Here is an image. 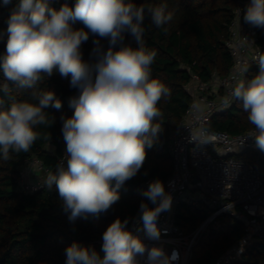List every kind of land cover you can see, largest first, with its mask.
<instances>
[{"label":"clouds","instance_id":"1","mask_svg":"<svg viewBox=\"0 0 264 264\" xmlns=\"http://www.w3.org/2000/svg\"><path fill=\"white\" fill-rule=\"evenodd\" d=\"M146 12L151 24L167 33L175 13L166 2L150 6L134 0H75L73 6L65 3L56 10L49 0H19L9 16L0 69L18 88L31 89L36 102L13 100L6 109L0 108V159L8 161L10 152H28L41 135L36 127L55 121L53 116L49 120L45 110L62 108L54 91L38 88L42 74L50 78L58 73L69 79L78 94L69 99L73 114L60 116L65 155L44 185L49 190L55 186L70 222L106 213L120 199L118 190L139 172L146 149L161 132L154 123L162 115L158 103L171 91L152 76L157 53L145 47ZM243 20L264 28V0H249ZM70 21H80L84 27L74 29ZM125 33L137 47L124 43ZM90 35L93 59L85 61L81 48ZM101 39H107V49ZM258 65L259 72L247 83L233 77L235 84L223 103L227 107L241 102L255 129L250 137L264 152V56ZM0 88L10 91L7 84ZM142 195L154 207L141 202L136 223L143 224L148 239L159 240L158 217L170 210L172 197L159 179ZM128 224L129 219L117 218L106 228L103 256L94 247L73 242L65 249V264H141L138 258L145 255L144 264H173L179 259L175 250L169 255L161 246L149 248L132 235Z\"/></svg>","mask_w":264,"mask_h":264},{"label":"trees","instance_id":"2","mask_svg":"<svg viewBox=\"0 0 264 264\" xmlns=\"http://www.w3.org/2000/svg\"><path fill=\"white\" fill-rule=\"evenodd\" d=\"M50 6L59 10L75 0H49ZM137 5L156 6L166 2L173 11V20L166 26L167 33L151 24V17L146 12L144 19L145 47L155 50L157 55L151 65L152 76L159 79L170 91V97L158 103L161 116L154 120L161 126V132L151 148L146 149V158L139 172L127 180L118 190L120 199L106 212L87 219L78 218L70 222L63 212L58 191L55 186L49 190L45 185L49 172H55L58 158L65 152L60 116L70 117L73 109L69 99L78 94L71 88L69 79H63L58 73L47 78L42 74L38 88L52 90L62 102L57 111L48 108L49 120L55 117L49 126L39 125L38 138L28 152H10V159H0V264H65V249L73 242L82 246L94 247L102 254V234L117 218L129 219L127 229L139 216L141 202L154 207L142 192L147 190L148 180L159 179L163 183L173 172L171 153V132L179 127L186 114L192 95L187 85L197 75L204 81H210L214 74L225 77L229 74L233 56L226 42L230 36V26L235 17L237 0H134ZM19 0H10L5 4L0 0V56L5 52L8 19ZM71 23L74 29L83 28L80 21ZM87 31V29H85ZM93 37L82 45L85 61L90 57ZM258 42L264 49V31L259 33ZM125 44L137 47L134 38L125 33ZM107 49V39H101ZM259 68L248 72L247 81L251 80ZM7 84L10 91L0 88V108L6 109L13 100L36 102L31 99V89H21L6 80L0 69V86ZM214 129L231 134L245 133L254 129L247 119L240 101H235L227 110L217 114L211 120ZM49 137V138H45ZM37 157L42 160L49 172H42L40 179L43 187L35 192H27L20 185L21 171L27 160ZM249 162L257 163L264 182V152L253 149L239 154ZM211 210L204 204L190 205L179 203L176 207V222L185 233L197 228L210 215ZM219 227L215 222L207 226L201 238L194 246L189 264H213L226 250L237 244L244 234V224L232 215L218 217ZM130 231V230H129ZM131 232V231H130ZM132 233V232H131ZM234 264H264V238L250 245L242 258Z\"/></svg>","mask_w":264,"mask_h":264},{"label":"built area","instance_id":"3","mask_svg":"<svg viewBox=\"0 0 264 264\" xmlns=\"http://www.w3.org/2000/svg\"><path fill=\"white\" fill-rule=\"evenodd\" d=\"M249 0H237L235 17L230 26L226 42L233 56L229 74L220 77L214 74L210 81L197 75L187 85L192 100L179 127L171 132L173 172L164 184L165 191L172 197L169 211L158 217L157 227L161 231L159 240L147 238L143 224L136 219L129 230L149 248L161 246L171 255L175 250L179 259L173 264H189L194 246L207 226L216 223L222 215H232L244 224L240 241L222 253L213 264H234L242 258L247 248L258 239L264 238V182L257 163L239 157V154L258 149L252 129L245 133L231 134L214 129L211 120L227 110L223 101L234 86L233 77L245 82L251 69L259 68L258 59L264 49L258 35L264 28H255L243 20ZM65 152L58 158V163ZM65 166L67 161H64ZM49 172L44 162L37 157L27 160L21 171L20 185L27 192L43 187L37 176ZM37 175V176H36ZM153 180H148L146 186ZM179 203L204 204L210 215L197 228L185 233L176 222V207ZM103 256V252L101 254ZM144 264L145 257L138 258Z\"/></svg>","mask_w":264,"mask_h":264},{"label":"rangeland","instance_id":"4","mask_svg":"<svg viewBox=\"0 0 264 264\" xmlns=\"http://www.w3.org/2000/svg\"><path fill=\"white\" fill-rule=\"evenodd\" d=\"M219 225H220V222H216V223H215V226H216V227H219Z\"/></svg>","mask_w":264,"mask_h":264},{"label":"crops","instance_id":"5","mask_svg":"<svg viewBox=\"0 0 264 264\" xmlns=\"http://www.w3.org/2000/svg\"><path fill=\"white\" fill-rule=\"evenodd\" d=\"M36 176H37V175H36ZM37 177H38V178H40V177H41V174H40V175H38Z\"/></svg>","mask_w":264,"mask_h":264}]
</instances>
